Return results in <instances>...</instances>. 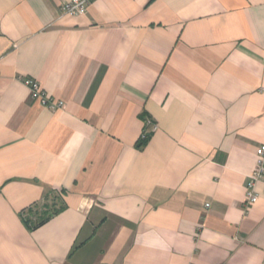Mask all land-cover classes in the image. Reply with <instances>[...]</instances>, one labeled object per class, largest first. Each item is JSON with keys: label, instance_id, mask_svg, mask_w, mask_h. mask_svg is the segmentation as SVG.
<instances>
[{"label": "crops", "instance_id": "obj_1", "mask_svg": "<svg viewBox=\"0 0 264 264\" xmlns=\"http://www.w3.org/2000/svg\"><path fill=\"white\" fill-rule=\"evenodd\" d=\"M66 1L0 0V264H264V0Z\"/></svg>", "mask_w": 264, "mask_h": 264}, {"label": "built area", "instance_id": "obj_2", "mask_svg": "<svg viewBox=\"0 0 264 264\" xmlns=\"http://www.w3.org/2000/svg\"><path fill=\"white\" fill-rule=\"evenodd\" d=\"M92 0H68L61 4L60 11L62 13H68L73 15H82L86 13L87 7ZM23 83L29 88L31 98L39 104L48 106L51 109L56 107H62V102L53 103L51 102L50 96L46 94L41 88L37 81L30 78H23ZM147 128L143 129L140 139H146L147 136L155 131L157 128L156 124L147 121ZM150 128L148 129V127ZM264 178V144L258 146L256 166L254 171L251 173L245 183V196L246 204L254 203L258 196L255 192V184L258 180Z\"/></svg>", "mask_w": 264, "mask_h": 264}, {"label": "trees", "instance_id": "obj_3", "mask_svg": "<svg viewBox=\"0 0 264 264\" xmlns=\"http://www.w3.org/2000/svg\"><path fill=\"white\" fill-rule=\"evenodd\" d=\"M148 138V137H147ZM146 139H140L138 146H142ZM50 199L49 202L45 203L44 208L40 210H29L23 216V222L28 228H36L42 223H44L50 215L56 213L59 210L56 202H53L54 197L50 196L46 200Z\"/></svg>", "mask_w": 264, "mask_h": 264}]
</instances>
